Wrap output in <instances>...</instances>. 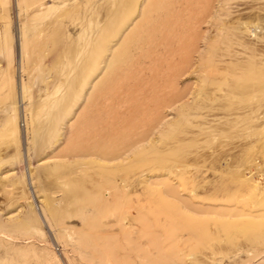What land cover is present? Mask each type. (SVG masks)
I'll list each match as a JSON object with an SVG mask.
<instances>
[{
    "label": "rangeland",
    "instance_id": "rangeland-1",
    "mask_svg": "<svg viewBox=\"0 0 264 264\" xmlns=\"http://www.w3.org/2000/svg\"><path fill=\"white\" fill-rule=\"evenodd\" d=\"M0 264H264V0H0Z\"/></svg>",
    "mask_w": 264,
    "mask_h": 264
}]
</instances>
